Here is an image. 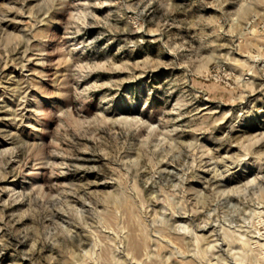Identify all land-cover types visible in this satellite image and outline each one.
I'll list each match as a JSON object with an SVG mask.
<instances>
[{
	"label": "rangeland",
	"instance_id": "1",
	"mask_svg": "<svg viewBox=\"0 0 264 264\" xmlns=\"http://www.w3.org/2000/svg\"><path fill=\"white\" fill-rule=\"evenodd\" d=\"M0 264H264V0H0Z\"/></svg>",
	"mask_w": 264,
	"mask_h": 264
},
{
	"label": "bare ground",
	"instance_id": "2",
	"mask_svg": "<svg viewBox=\"0 0 264 264\" xmlns=\"http://www.w3.org/2000/svg\"><path fill=\"white\" fill-rule=\"evenodd\" d=\"M173 122V121H172ZM206 167V166H205ZM169 169V168H168ZM167 174V173H166ZM216 177V176H215ZM218 179V178H217ZM212 180H213V178H212ZM223 180V179H222ZM221 181V180H220ZM210 182V181H209ZM217 182V181H216ZM212 183H213V181H212ZM219 183H221V184H226L227 183V181H224V182H219ZM209 185V184H208ZM216 185H218V184H216ZM187 218V217H186ZM191 219V218H190ZM179 221V220H178ZM179 227V226H178ZM226 242V241H225ZM226 253V252H225ZM148 257V256H147ZM167 258V257H166Z\"/></svg>",
	"mask_w": 264,
	"mask_h": 264
}]
</instances>
